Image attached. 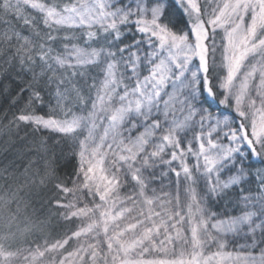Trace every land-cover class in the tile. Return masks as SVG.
Here are the masks:
<instances>
[{
    "label": "snow or ice",
    "instance_id": "snow-or-ice-1",
    "mask_svg": "<svg viewBox=\"0 0 264 264\" xmlns=\"http://www.w3.org/2000/svg\"><path fill=\"white\" fill-rule=\"evenodd\" d=\"M0 95L76 148L0 168V264H264V0H0ZM49 183L86 226L10 250Z\"/></svg>",
    "mask_w": 264,
    "mask_h": 264
},
{
    "label": "trees",
    "instance_id": "trees-1",
    "mask_svg": "<svg viewBox=\"0 0 264 264\" xmlns=\"http://www.w3.org/2000/svg\"><path fill=\"white\" fill-rule=\"evenodd\" d=\"M52 107H55L54 102ZM73 110L75 111V109ZM14 111L16 109L10 108L6 96L0 95V168L14 163L18 169L22 170L29 161H36L33 170L42 173L43 160L36 153L40 148V141L45 140L47 141L50 152H55L58 159L56 175L64 179L65 176L71 173L72 169L67 164V161L60 157L63 154L69 159L71 158L72 152L76 150L74 142L69 138H63L60 134L48 132L36 134L31 127L23 124L19 125V127L8 126L9 119ZM44 111H48V109ZM5 112H7V117L4 115ZM37 112L38 114H44L39 109H37ZM77 114L81 113L77 112ZM41 155H43L42 152ZM189 164H191V159H189ZM69 186L71 185L69 184ZM50 189V183L47 189H41L39 187L33 189L31 198L28 200L29 208L27 215L17 222L21 225L23 220H28L29 225L26 232H29V234L26 237L23 234L20 242L11 243L12 250L22 249L24 247V249L32 248L36 244L41 245L44 241L46 243H52L65 238L67 235H71L72 231L75 230L77 225L75 218L71 221H65L59 215L57 209L49 208L45 204V201L53 195ZM68 196L66 199H68ZM3 211L5 213L2 214L6 216L7 210ZM32 224L35 225L31 226ZM20 229L21 233H24V228ZM15 230L14 228L13 231ZM72 243L73 240L66 246V249L71 251Z\"/></svg>",
    "mask_w": 264,
    "mask_h": 264
},
{
    "label": "rangeland",
    "instance_id": "rangeland-1",
    "mask_svg": "<svg viewBox=\"0 0 264 264\" xmlns=\"http://www.w3.org/2000/svg\"><path fill=\"white\" fill-rule=\"evenodd\" d=\"M68 199H72V195L68 196ZM2 213H5L2 209H0V236H3L6 233V228H5V224H4V216ZM3 219V220H2ZM76 219V218H75ZM2 220V221H1ZM76 228L73 231H77L79 230L81 227H85L87 221H81L80 219H76ZM35 224H32L31 226H33ZM20 228H25L24 223H22L20 225ZM27 230H24V233H21V231H17L15 230V237L14 238H10L9 241H7L6 243H15V242H20L22 240L23 234H25V237L29 234V232H26ZM72 231V232H73ZM26 232V233H25ZM72 241V240H70ZM69 241V243H70ZM56 241L52 242L55 243ZM94 241L90 240V239H85L84 237L79 238V242L76 241V239H73V243H72V250L74 251L76 250V248L80 245V244H86V243H93ZM46 241H44L43 243H41V245L45 244ZM52 243H47V244H52ZM67 246V245H66ZM65 246V248H66ZM25 248V247H24ZM24 248H22L21 250H24ZM12 250V249H10ZM12 251H16V250H12ZM63 251V250H61ZM26 254V253H25ZM66 254V253H65ZM85 259L87 260V257H85ZM13 264H23L22 260H16L13 262ZM44 264H52V262L50 260H48L47 258V254L44 258Z\"/></svg>",
    "mask_w": 264,
    "mask_h": 264
}]
</instances>
